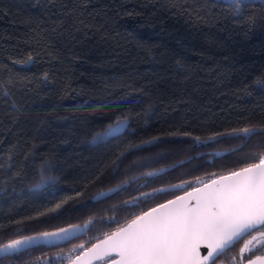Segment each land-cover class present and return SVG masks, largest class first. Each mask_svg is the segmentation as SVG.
<instances>
[{
	"label": "trees",
	"instance_id": "1",
	"mask_svg": "<svg viewBox=\"0 0 264 264\" xmlns=\"http://www.w3.org/2000/svg\"><path fill=\"white\" fill-rule=\"evenodd\" d=\"M240 10L237 16L227 0H0V182L8 181L0 211L35 216L66 201L60 220H33L28 233L83 226L140 195L143 179L105 203L94 200L142 171L169 170L142 189L151 192L235 166L229 153L236 142L207 147L193 137L264 121L257 85L264 79V9L253 0ZM117 116L129 120L121 138L92 143ZM184 130L192 135L180 136ZM155 137L161 147L147 146L113 173L116 152ZM160 153L166 158L154 167L125 175L133 161ZM49 159L56 182L30 191L33 161L38 168ZM158 202H141V209ZM102 235L94 229L62 250L4 264H35L76 244L90 247V238Z\"/></svg>",
	"mask_w": 264,
	"mask_h": 264
},
{
	"label": "snow or ice",
	"instance_id": "2",
	"mask_svg": "<svg viewBox=\"0 0 264 264\" xmlns=\"http://www.w3.org/2000/svg\"><path fill=\"white\" fill-rule=\"evenodd\" d=\"M227 2L236 7V15L239 16L240 5L248 7L253 0ZM259 4L264 9V0H259ZM47 78L45 75V81ZM257 85L264 94V79L258 80ZM128 127V118L117 116L114 123L93 135L92 143L119 140ZM172 135L177 134L173 132ZM179 135L186 137L192 134L184 130ZM193 139L207 147L225 141L236 142L237 146L229 153L237 157L236 165H225L226 171L213 172L208 179H184L171 188H154L151 192L142 189L152 184L154 179L163 178L162 173L169 170L142 171L139 176L125 180L107 192H99L94 200L105 203L143 179L144 183L137 188L140 195L111 205L103 213L91 216L83 226L68 224L55 230L28 233V225L33 220L44 224L60 220L67 211H60L66 201L35 216H20L11 210L0 211V264L5 260L31 257L38 250H62L73 241L89 236L94 229H99L103 235L90 238L89 242L96 240L90 247L84 243L76 244L67 253L60 251L47 259L37 258L35 264H96L98 261L103 264H264V121L249 120L239 128L216 131L205 139L199 136ZM151 145L161 147V138L155 137L139 144L129 143L116 152L111 162L113 173L118 172L130 156L138 155ZM209 155L219 156L220 153ZM165 158L160 153L133 161L125 175L130 170L152 168ZM183 166L182 162L179 167ZM33 170L36 176L30 191L44 189L56 182L52 160H44L38 168L33 161ZM7 174L19 182V174L13 176L11 167ZM7 183L6 180L0 182V197L8 195ZM150 200L162 202L141 209V202L149 204ZM49 213L56 215L49 216ZM121 214H126L123 225L118 219Z\"/></svg>",
	"mask_w": 264,
	"mask_h": 264
},
{
	"label": "water",
	"instance_id": "3",
	"mask_svg": "<svg viewBox=\"0 0 264 264\" xmlns=\"http://www.w3.org/2000/svg\"><path fill=\"white\" fill-rule=\"evenodd\" d=\"M257 1H259V0H257ZM202 252H206V250H205V249H202ZM100 263H102V264H103V262H102V261H98V262H96V264H100Z\"/></svg>",
	"mask_w": 264,
	"mask_h": 264
}]
</instances>
